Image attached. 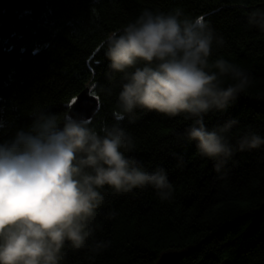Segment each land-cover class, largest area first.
I'll return each instance as SVG.
<instances>
[{
	"label": "trees",
	"instance_id": "obj_1",
	"mask_svg": "<svg viewBox=\"0 0 264 264\" xmlns=\"http://www.w3.org/2000/svg\"><path fill=\"white\" fill-rule=\"evenodd\" d=\"M247 2L245 9L237 0H0V119L8 125L0 141L26 129L37 109L74 115V103L86 90L95 101L86 117L97 129L116 123L119 75L108 78L109 61L99 45L144 9L175 8L203 17L224 37L211 60L222 57L250 77L239 99L226 112L209 113L206 125L237 118L233 144L248 131L264 136V33L246 23L248 10L264 7V0ZM230 83L224 78V86ZM136 112L134 123L120 122L135 144L133 151H122L145 170L166 169L173 198L161 201L151 187L117 194L106 186L96 238L110 246L94 258L87 249L66 247L62 264H156L168 250L185 251L176 264H264V146L237 152L221 175L195 141L180 139L192 120ZM110 210L115 217L105 219Z\"/></svg>",
	"mask_w": 264,
	"mask_h": 264
},
{
	"label": "clouds",
	"instance_id": "obj_2",
	"mask_svg": "<svg viewBox=\"0 0 264 264\" xmlns=\"http://www.w3.org/2000/svg\"><path fill=\"white\" fill-rule=\"evenodd\" d=\"M237 3L249 7L247 0ZM246 23L264 33V7L248 10ZM224 44L203 17L180 8L144 9L108 34L99 48L109 61L108 78L119 75L116 123L97 129L92 117L37 109L26 129L0 141V264H62L66 247L87 249L93 258L106 250L110 241L96 238L106 186L117 194L151 187L161 201L173 198L166 169L145 170L122 151H133L135 144L120 122L134 123L137 109L192 120L180 139L195 141L221 175L237 152L264 146V136L252 131L231 142L237 118L211 129L205 123L209 113L226 112L251 83L235 64L210 59L214 45ZM226 77L233 83L224 86ZM7 126L0 119V132ZM103 215L112 219L116 213Z\"/></svg>",
	"mask_w": 264,
	"mask_h": 264
},
{
	"label": "water",
	"instance_id": "obj_3",
	"mask_svg": "<svg viewBox=\"0 0 264 264\" xmlns=\"http://www.w3.org/2000/svg\"><path fill=\"white\" fill-rule=\"evenodd\" d=\"M95 108V101L89 96L88 91L81 93L74 103L73 114L76 116H89ZM185 255V251H164L156 264H176Z\"/></svg>",
	"mask_w": 264,
	"mask_h": 264
}]
</instances>
